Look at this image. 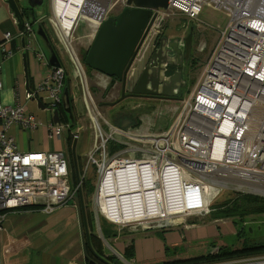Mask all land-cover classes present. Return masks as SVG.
Masks as SVG:
<instances>
[{"label":"built area","instance_id":"2783aa9c","mask_svg":"<svg viewBox=\"0 0 264 264\" xmlns=\"http://www.w3.org/2000/svg\"><path fill=\"white\" fill-rule=\"evenodd\" d=\"M125 2L82 0L71 24L63 25L56 0H50V22L73 58L81 83V100L93 133V146L79 184L72 183L63 152L19 150L7 131L11 127L34 130L36 118L26 115L24 106L8 107L0 101V264L21 263L17 242L2 241L7 211L40 210L50 216L56 208L77 197L89 167L94 168L97 177L92 200L99 214L109 223L131 231L165 230L175 226L181 217L206 215L215 198L227 189L264 195V0H170L167 9L151 10L156 19L183 14L185 19L195 20L208 5L225 11L227 22L223 29L217 30V40L195 86L178 101L179 112L172 129L158 136L136 137L138 143L149 146L146 149L131 144L133 136L103 116L74 49L79 44L90 46L100 24L110 14H120ZM80 19L87 20L93 30L78 39L75 31ZM20 35L24 36L21 49L34 50V34L28 22H24ZM10 38L7 33L5 39ZM82 39L83 42H78ZM206 47V43H201L199 50L204 52ZM36 54L46 62L44 53L36 51ZM64 77L62 66H50L49 75L27 92L26 99H37L44 94V98L50 100V110L58 107ZM104 81L100 79L96 85L105 87ZM46 133L49 138H60L63 127L48 125ZM72 138L77 140V133L72 134ZM112 144L122 148L111 152ZM166 169L178 171L197 187V191L191 192L193 210H171L127 223L115 222L100 211L97 192L108 175L139 170L138 182L144 185L149 177L153 188L158 190L165 183L162 175ZM229 264H264V255Z\"/></svg>","mask_w":264,"mask_h":264},{"label":"crops","instance_id":"0c3cea01","mask_svg":"<svg viewBox=\"0 0 264 264\" xmlns=\"http://www.w3.org/2000/svg\"><path fill=\"white\" fill-rule=\"evenodd\" d=\"M15 1L21 8L22 6L24 7L25 5L30 6L33 13L31 19H33L35 23L38 22V24H41L42 25L41 28L44 27V24L41 21V19L40 21L37 20V14L40 11L37 8V5L41 2V0H27L25 2L23 0H15ZM49 10H50V0H49ZM43 29L44 28H42V30ZM7 33H9L11 37L8 40L5 39V35ZM20 34L21 32L17 28V24L14 19L13 13L9 9L6 1L0 0V86H1L0 101L3 105H8L10 107H14L16 105L24 106L25 114L33 115L36 118L34 114H32L30 111H27V107L32 102L39 110H45V109L49 110L51 120L48 125H56L52 121L53 109L50 110V108L47 107V105L42 100V98H37V99L34 98L30 100L26 99L27 92L33 90L39 82H41L46 76L49 75L50 66H51L49 64V58H50L49 52L47 55L46 52L41 50L31 49L30 51H23L21 49L22 46L24 45V44L22 45L23 36ZM33 34H34V39H33L34 40L33 44H34V42L39 36L37 35L35 29ZM46 36L51 43L53 51L58 59L59 65L64 68V70L66 71L65 76H67V81L65 82L64 80L63 82V92L66 90L68 93L70 112L66 113L64 111L63 92H62V101L60 105L56 107L58 110V117L59 120H61V115H62L66 120L67 115L70 114L71 118L70 116H68L69 117L68 120H71L73 119L72 117L73 115L75 117L78 115L77 114L78 102H82L80 98L82 94L78 98V96L76 95L78 89H75L77 83H75L76 77L74 72H73V76H71L67 68L62 65L61 60L58 57V53L55 47L52 45L51 38L47 34ZM38 46H39V42H38ZM36 51H40L45 54V59L47 64L46 62L38 58ZM35 58L37 60H35ZM84 69H85L84 73L87 75V80L89 79V81L91 82L95 81L94 86H97L96 83L98 80L100 79L105 80L104 83L106 85L105 87L102 88L105 89L106 86H110L109 95L113 94V89L119 86L115 84L112 86V81L110 80V78H106L102 74L92 69H89L88 67H85ZM73 77H74V81L72 80ZM140 100L143 102L146 101L142 99ZM112 104L113 102L105 104L108 108L107 110L108 113H110L115 108V105L113 104L112 106ZM36 121H37V126L34 130L23 131L19 128L11 127L7 131V135L15 139L20 151L63 152L67 157L71 174H73L74 177V167L71 159V148L74 141V139L72 138V134H70V136L65 139L63 138V133L60 138H56V137L49 138L46 133V127L39 129L40 123L38 122L37 118ZM130 122L124 121L123 123H121L123 124V126L121 125H117V126L114 125V126L123 129V127H126V125L129 124ZM79 129L76 131L78 135V139L75 140L76 146H77V141H80V137L78 134ZM136 137L137 139H139L138 136ZM52 139H58V140L60 139L62 140V142L60 144L53 143ZM131 142L132 143L135 142L138 144V141L136 140ZM67 149L69 150V153ZM64 151H66V153ZM88 207H89L88 211L91 214L90 230L89 229L88 230L95 237L96 240V242H93V244L91 243L93 249L95 248L96 250H100L104 254V256L111 258V260H107L111 264L113 263L136 264L135 262L136 260L133 262L135 256L137 255L136 242H133V240L123 239L124 236L133 235V233L130 234L123 228L115 229L113 225L112 227L108 224L104 225L103 235L95 233L92 227V222H94V219L96 218L94 217V213L91 210L92 206L90 203ZM209 213L206 214V216L203 215L205 217L203 216L181 217L178 219L175 226L165 230L134 233V234H146L148 232H154V234L162 235L161 239L158 237V240L160 241V243L163 242V246L165 248L164 254L158 256V258L147 260V262L144 261L142 262V264H166L176 260H184L193 257L206 256L214 253L231 251V248L229 247L217 248L213 246L208 250L205 249L201 250L195 248L196 249L195 252H191V253L183 252L182 245L185 242H181V241H187L188 238L179 237L177 233L180 232V234H183L184 231L197 228L201 224H207L210 223V221H214V223H218L222 220V219L220 220L215 219V217ZM228 219L231 220V218ZM75 227L77 228V230L73 231L72 229L73 228L75 229ZM80 228L81 225L77 212L76 203L74 199H72L65 206L56 208L50 216L42 213L40 210L14 209L7 211L5 230L2 233V241L8 240L12 242H17L18 246L20 247L18 257L22 259L20 264H87L86 261L84 260V255L82 250V238L80 234ZM77 233H79L80 243H75L78 240ZM99 235L101 237H99ZM63 237L69 239L65 240V238ZM105 238L112 240L113 242L111 245L108 244L111 250L110 254L105 253L102 244V242L105 241L104 240ZM207 239L208 236H206L205 238H196L192 242H202ZM137 240H138L137 238L134 239V241ZM190 240L192 239L189 238V241ZM115 244H119L120 247L116 248ZM236 261H238V259L226 260V261L209 263V264H229V263H235Z\"/></svg>","mask_w":264,"mask_h":264},{"label":"rangeland","instance_id":"374dc122","mask_svg":"<svg viewBox=\"0 0 264 264\" xmlns=\"http://www.w3.org/2000/svg\"><path fill=\"white\" fill-rule=\"evenodd\" d=\"M37 8L40 10L37 14V20L43 22L45 29L48 32L49 37L52 40V45L55 47L58 57L61 60V63L64 67L67 68L68 72L73 76V72L75 74V83H77L75 89H78L76 95L79 96L82 94L81 91V83L77 76L76 70L73 65V58L65 45V43L56 36L54 30L52 29V23L50 22V10H49V0H42L38 5ZM53 12V11H52ZM185 15L177 14L172 17V20H169V23L172 27L176 26L177 23L186 22L187 25L190 24V26H197L198 31L195 30L196 35L198 37H201L202 43H206L207 47L205 51L198 56V64L192 69V71L189 74L188 79V87L182 91V95H180V99L192 89L191 87L196 82L197 78L199 77V73L206 61V58L208 57V54L215 44L217 40V30L223 29L227 22V13L223 10H217L213 8L212 6H204L201 13L197 16V19L195 20H188L185 19ZM32 20V19H31ZM85 19H80L75 35L78 39L83 37L84 35L90 34V32L93 30V26L86 22ZM37 23H34V29L36 30ZM186 32V31H185ZM84 36V37H85ZM38 39V41H37ZM36 41L33 44L34 50H41L46 52L48 55V51L45 49V46L41 39L38 37ZM84 39L78 41L83 42ZM39 42V46H38ZM41 42V43H40ZM77 59L81 62V69L85 71L84 63H83V56L85 55V47L82 46V44H79L78 47L75 48ZM35 60H37L35 58ZM84 64V65H83ZM66 72V71H65ZM87 77V75H86ZM65 82L67 81V76L64 78ZM74 81V77L72 78ZM95 81H89L88 79V85L90 86L91 92L93 94L94 100L96 103H98L100 107V111L103 114V116L113 125H122L121 122H130L126 125V127H123V129L128 131L131 136H133L134 140L136 139V136L142 137L144 135L147 136H158L161 133L167 132L170 129H172L173 125L175 124L179 112L180 104L178 101L176 102H162V101H156V100H147L145 102L141 101L140 99L136 98H129L125 97L121 99L116 105L115 108L108 113V108L105 104L112 103L119 97V89L115 88L113 89V94L109 95L110 86H106V88L97 87L94 86ZM108 95V96H107ZM45 95L41 94L40 98L45 102L47 107L49 106L50 100L44 99ZM81 98V97H80ZM82 101V100H81ZM83 102H78V112L77 116H72L73 119H69V115H67V118H65L61 115V123L60 126L63 127V138H67L70 136V134L75 133L79 128L78 134L80 137V141H77V146L75 147V156L78 163V167L83 171L87 164V157L90 153L92 146H93V133L92 128L90 126V118L89 114L84 106L82 104ZM104 105V106H103ZM8 106V105H5ZM10 107V106H8ZM49 108V107H48ZM27 111H30L32 114L36 116L38 119V122L40 123V127L44 128L47 127L50 120V111L45 110H39L35 106L34 103H30V105L27 107ZM120 115V120H115V115ZM132 117V118H131ZM78 119V120H76ZM76 120V121H75ZM112 120V121H111ZM75 122V125H74ZM69 127V130H68ZM136 132V133H135ZM77 133V132H76ZM56 137V136H54ZM42 138V136H41ZM57 138V137H56ZM53 143L60 144L62 140L58 139H52ZM138 147L147 148L148 145L144 143H131ZM68 153L69 150L67 149ZM66 153V151H64ZM138 156V155H136ZM89 171L87 172L86 176H84L83 184H87L91 189V193H88L87 195V206H89V203L92 206V211L94 213V222H92V227L95 233L101 234V231L103 233V228L105 224H108L110 226H114L115 229L119 228V226H116L114 224H111L107 222L101 214L98 212V206L94 204L92 197L95 190V184L97 182V177L95 174V170L92 167H89ZM83 174V173H82ZM81 174V177H82ZM252 194L248 192L243 191H235L233 189H227L224 190L211 204L210 213L212 214L215 212H218L217 210L220 208V206L223 207L224 203L227 201H231L235 198H237L240 194ZM255 195L259 198H264V195L259 196ZM254 204H251L253 206ZM89 209V207H88ZM241 213V209H239ZM248 212V210H247ZM206 216V215H205ZM203 216V217H205ZM214 216V215H213ZM205 219V218H204ZM241 220L239 222V220ZM238 219H222L218 223H214V221H210V223L207 224H201L197 228L189 229L184 231L183 234H180L178 232L179 237H186L188 238L187 241H181L185 242L183 246V252H195L196 249L201 250H208L209 248L215 246L217 248H225L229 247L231 250L240 248L245 245H253V244H259L264 243V213L263 214H255L251 213L249 215H242L238 216ZM181 220V219H180ZM214 220V219H212ZM234 220L236 223H233ZM243 221V222H242ZM112 226V227H113ZM127 232L130 234L133 233V235L124 236L123 239L133 240V242H136V249H137V255L135 256L133 262L135 261L136 264H142V262L153 258H158V256L164 254L165 248L163 246V242L160 243L158 240V237L161 239V234H154V232H148L146 234H134L136 232H146L143 230H137V231H131L129 228L123 227ZM73 231H76L77 228L72 229ZM147 231H158V230H147ZM78 240L75 243H80L79 233ZM208 236V239L202 242H192L196 238H205ZM99 237H101L99 235ZM65 240H68L66 237ZM137 238V241H134V239ZM189 238L192 240L189 241ZM103 239V238H102ZM105 241L102 242L105 253L110 254L111 250L108 246V244H112V240H109L107 238L104 239ZM117 243V242H115ZM195 245V246H194ZM116 248H119V244H115ZM125 248V247H123ZM18 260H22L20 257H18Z\"/></svg>","mask_w":264,"mask_h":264},{"label":"water","instance_id":"95a60500","mask_svg":"<svg viewBox=\"0 0 264 264\" xmlns=\"http://www.w3.org/2000/svg\"><path fill=\"white\" fill-rule=\"evenodd\" d=\"M5 1L13 13L18 30L22 32L24 20L20 14L16 1ZM169 3L170 0H126L125 6L120 14L116 17H108L100 24L94 42L87 50L84 64L89 69H92L107 78L115 79L117 82H120L122 85L120 100L126 97L125 91L127 94H131L133 86L136 84L144 85L146 83V77L149 75V64L154 60V56L158 53L159 48H156V39L154 37H148L143 45H141V30L146 25L151 10L167 9ZM161 24L162 20L158 19L156 27H160ZM36 33L41 38L49 52V64L54 67L60 66L51 43L40 26L37 27ZM23 44L24 39L22 38V45ZM133 54L134 57L136 56L135 59L134 57L132 58ZM132 61L133 63L131 64ZM159 72L160 71L158 70V73ZM156 83L158 88L159 82ZM174 88H176V83L175 85L172 84L171 89L168 92H152L143 89H135L133 94L159 95L172 98L174 96ZM63 106L64 111L69 113V98L66 90L63 92ZM52 114L53 123L60 124L57 108L52 110ZM69 116L71 118L70 114ZM75 146L76 141L74 140L71 148V159L74 167L75 181L76 184H79L80 176L75 156ZM74 201L76 203L81 225L80 234L82 236L83 233H85L86 238L85 242L82 239L84 260L93 264H111L107 259L97 255L89 241L81 188L78 189V195L74 198ZM86 247L98 263L87 256Z\"/></svg>","mask_w":264,"mask_h":264},{"label":"flooded vegetation","instance_id":"af4514ba","mask_svg":"<svg viewBox=\"0 0 264 264\" xmlns=\"http://www.w3.org/2000/svg\"><path fill=\"white\" fill-rule=\"evenodd\" d=\"M23 1L25 2L27 0H23ZM19 10H20V14L22 15L24 22H28L31 25V31L34 33L33 25L35 21L33 19L31 20V17L33 15L32 9L30 8V6L25 5L24 7L22 6V8L19 7ZM117 15L118 14L112 13L108 17H116ZM173 16L174 15L167 16L165 18H158L162 20V24L160 25V27L159 26L156 27L158 19H156L155 16H153V14L149 15L146 25L141 30L140 43L141 45H143V43L146 41L148 37H154L156 39L155 41L156 48H159V51L154 56V60L149 64V71H148L149 75H147L146 77V83L144 85L136 84L135 86H133L131 90L132 91L131 94H127L125 91L126 97L142 99L146 101L156 100V101H164V102H176L180 100V95H182V91L188 87L189 74L192 71V69L198 64L199 54L203 53L199 50V46L203 41L201 37H198V35H196L195 33V30L198 31L197 26H195L194 28L193 26H190V24L187 25L186 22H181V23H177L176 26L172 27L171 24L169 23V20L170 19L172 20ZM39 26L41 27L42 25L41 24L36 25V27H39ZM42 28L45 29V27H42ZM44 31H45V34L48 35L47 30L45 29ZM197 33H199V31ZM96 34L94 37H96ZM90 46L85 47L86 51L84 54L87 53V50ZM84 57L85 55L83 56V58ZM133 57H134V54L132 58ZM132 63L133 61L131 62V64ZM158 70L160 71L159 73H158ZM110 80L112 81V86L115 84V85H119L118 87L120 88L119 97L115 101H113V104L116 105L120 101V97L122 93V85L120 82H117L115 79L110 78ZM156 82H159L158 88H157ZM196 82L193 84V86H195ZM175 83H176V88H174L173 90L174 96L172 98L162 97L159 95H135L133 94L135 89H143L145 91L148 90L152 92H156V91L168 92L171 89L172 84L175 85ZM120 117L121 116L119 114L115 115V120H120ZM85 219H86L87 229L90 230L91 214L87 209H85ZM89 230H88L89 241L90 243L93 244V242H96V240H95V237L89 232ZM81 238L83 239L84 242L86 241L85 233H83ZM94 251L100 257H103L105 259L109 258L107 256H104V254L100 250H96L94 248ZM86 254L91 260L97 262L92 256V254L88 251L87 247H86ZM86 263L93 264L87 261Z\"/></svg>","mask_w":264,"mask_h":264},{"label":"bare ground","instance_id":"6f19581e","mask_svg":"<svg viewBox=\"0 0 264 264\" xmlns=\"http://www.w3.org/2000/svg\"><path fill=\"white\" fill-rule=\"evenodd\" d=\"M55 4L58 14L63 17L60 20L61 23L70 25L72 17L75 18L78 14V7L82 4V0H56ZM254 124L255 122L252 124L253 127ZM162 176L165 183L162 189L157 190L153 188V180L149 177L144 185L138 182L139 170L137 173L135 171L133 173L132 170L108 175L97 192L100 211L115 222L127 223L171 210L177 212L193 210L191 192L197 191V187L191 185L185 176L172 169L164 170ZM133 177L135 179L130 180ZM148 210L151 213L148 214Z\"/></svg>","mask_w":264,"mask_h":264},{"label":"trees","instance_id":"16d2710c","mask_svg":"<svg viewBox=\"0 0 264 264\" xmlns=\"http://www.w3.org/2000/svg\"><path fill=\"white\" fill-rule=\"evenodd\" d=\"M121 148H122L121 146H114L112 144L110 147V151L114 152L116 150H120ZM78 171H79V176H80L81 170L79 167H78ZM72 177H73V174H72ZM72 180H73V184H75V174ZM91 191L92 189L87 184H83L82 182L81 192L83 195L85 209L87 210H88V206L86 203L87 195L88 193H91ZM251 204H254V205L251 206ZM239 209H241L244 212L241 213ZM217 211L218 212L213 213L215 219L217 220L228 219V218L238 219V216L249 215L251 213L263 214L264 213V198H259L252 194L243 193V194H240L237 198L224 203L223 207L220 206V208ZM235 221L237 220H234L233 223H236ZM240 221L241 220H239V222ZM101 234L103 235L102 231H101ZM261 255H264V243L245 245L238 249H234V250L227 251V252L214 253V254H210L206 256L193 257V258L184 259V260H176V261L169 262L166 264H209V263L221 262V261H226V260L248 259L250 257L261 256ZM107 260H111V258H107Z\"/></svg>","mask_w":264,"mask_h":264}]
</instances>
